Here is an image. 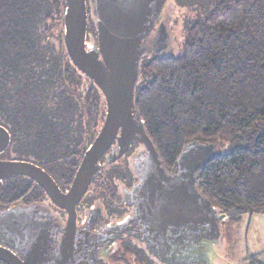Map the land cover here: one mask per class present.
Masks as SVG:
<instances>
[{
  "label": "trees",
  "instance_id": "obj_1",
  "mask_svg": "<svg viewBox=\"0 0 264 264\" xmlns=\"http://www.w3.org/2000/svg\"><path fill=\"white\" fill-rule=\"evenodd\" d=\"M170 5L173 22L193 19L177 52L141 62L135 107L146 133L172 173L188 144L215 146L220 155L196 174L203 197L228 221L264 213V0ZM65 12V0H0V114L10 102L28 123L84 119L92 144L106 103L68 55Z\"/></svg>",
  "mask_w": 264,
  "mask_h": 264
},
{
  "label": "water",
  "instance_id": "obj_2",
  "mask_svg": "<svg viewBox=\"0 0 264 264\" xmlns=\"http://www.w3.org/2000/svg\"><path fill=\"white\" fill-rule=\"evenodd\" d=\"M65 3L66 50L76 69L104 96L103 125L86 151L67 194H62L53 179L31 163L0 161V180L25 175L39 183L58 206L69 210L70 235L75 226V206L99 172L100 160L118 137L125 140L127 148L137 141L145 154L138 164L141 179L125 196L135 207L137 220L158 254L169 264H208L204 257L205 242L223 245V223L227 217L203 197L197 188L196 174L220 153L210 144H188L177 161V172H169L135 107L143 58L171 54L168 44L174 41V36L167 30L160 34L152 49L145 43L166 5L173 14L170 0H96L93 20L98 39L93 44L87 41L85 0H65ZM7 144L8 134L0 127V153ZM0 260L22 264L2 248Z\"/></svg>",
  "mask_w": 264,
  "mask_h": 264
},
{
  "label": "flooded vegetation",
  "instance_id": "obj_3",
  "mask_svg": "<svg viewBox=\"0 0 264 264\" xmlns=\"http://www.w3.org/2000/svg\"><path fill=\"white\" fill-rule=\"evenodd\" d=\"M85 2L87 33L91 30L92 36L87 34V41L93 44L98 39L93 20L96 0ZM172 15L166 5L145 40L150 49L164 30L173 34ZM87 91L85 80L84 96ZM30 122L25 121L23 106L13 107L6 102L0 127L8 134V144L0 153V161L31 163L44 170L62 194H67L91 146L88 121L83 119L79 124L76 118H52ZM124 145L125 140L118 137L100 160L99 172L75 206V226L70 235L69 210L58 206L39 183L25 175L1 179L0 248L22 264H169L158 254L137 220L135 207L125 198L140 183L138 164L145 154L135 141L120 155ZM205 243L204 257L213 264L218 247ZM0 264L9 263L0 260Z\"/></svg>",
  "mask_w": 264,
  "mask_h": 264
},
{
  "label": "crops",
  "instance_id": "obj_4",
  "mask_svg": "<svg viewBox=\"0 0 264 264\" xmlns=\"http://www.w3.org/2000/svg\"><path fill=\"white\" fill-rule=\"evenodd\" d=\"M225 222H229L227 219ZM224 222V223H225ZM235 224V234L239 232V226L243 224L242 239L236 240L233 246V255L238 254V250L243 254L241 261L257 260L264 264V213H246L241 216ZM237 223V224H236Z\"/></svg>",
  "mask_w": 264,
  "mask_h": 264
},
{
  "label": "rangeland",
  "instance_id": "obj_5",
  "mask_svg": "<svg viewBox=\"0 0 264 264\" xmlns=\"http://www.w3.org/2000/svg\"><path fill=\"white\" fill-rule=\"evenodd\" d=\"M193 18H186L183 19L182 16H179L176 18V20L173 22V28L172 31L175 29L179 30V36L176 38L173 32L174 41H170L168 44V48L170 49V53H175L178 50L177 46H181V37H182V29L183 25L186 26L188 23L192 22ZM237 224V223H236ZM242 228L243 224L239 226V232L236 235L235 230L237 231V228H235V224L232 221L225 222L223 225V235H224V242L221 247L217 248V252L214 256V264H251L252 260L248 261H241V258L243 254L238 250V254L234 256L233 253V246L236 237H238V240L241 241L242 239Z\"/></svg>",
  "mask_w": 264,
  "mask_h": 264
}]
</instances>
